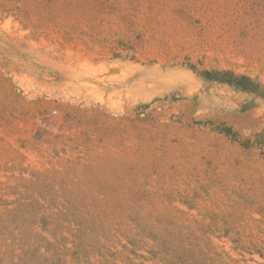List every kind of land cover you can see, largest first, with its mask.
Masks as SVG:
<instances>
[{
  "label": "rangeland",
  "instance_id": "1",
  "mask_svg": "<svg viewBox=\"0 0 264 264\" xmlns=\"http://www.w3.org/2000/svg\"><path fill=\"white\" fill-rule=\"evenodd\" d=\"M0 264H264V0H0Z\"/></svg>",
  "mask_w": 264,
  "mask_h": 264
},
{
  "label": "bare ground",
  "instance_id": "2",
  "mask_svg": "<svg viewBox=\"0 0 264 264\" xmlns=\"http://www.w3.org/2000/svg\"><path fill=\"white\" fill-rule=\"evenodd\" d=\"M101 71L102 72H112V73H115V75L122 76V77H126L127 76V74H125V72L122 70L121 67H118V66H115V65L114 66H103L101 68ZM115 75H113V76H115ZM114 78H118V77H114Z\"/></svg>",
  "mask_w": 264,
  "mask_h": 264
},
{
  "label": "built area",
  "instance_id": "3",
  "mask_svg": "<svg viewBox=\"0 0 264 264\" xmlns=\"http://www.w3.org/2000/svg\"><path fill=\"white\" fill-rule=\"evenodd\" d=\"M55 114H57V110H53L50 116H53ZM39 122L42 127H46L47 129H50L52 131L56 129V126L54 125V123L51 121H48V119H41Z\"/></svg>",
  "mask_w": 264,
  "mask_h": 264
}]
</instances>
